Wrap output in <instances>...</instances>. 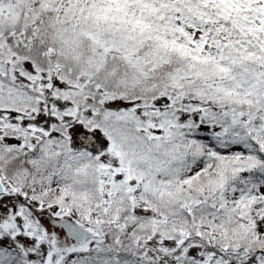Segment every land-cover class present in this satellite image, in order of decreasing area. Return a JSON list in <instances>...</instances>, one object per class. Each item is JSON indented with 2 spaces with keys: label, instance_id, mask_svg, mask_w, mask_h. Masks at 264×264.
<instances>
[{
  "label": "snow or ice",
  "instance_id": "snow-or-ice-1",
  "mask_svg": "<svg viewBox=\"0 0 264 264\" xmlns=\"http://www.w3.org/2000/svg\"><path fill=\"white\" fill-rule=\"evenodd\" d=\"M0 264H264V0H0Z\"/></svg>",
  "mask_w": 264,
  "mask_h": 264
}]
</instances>
